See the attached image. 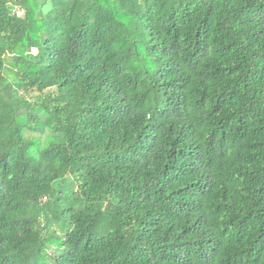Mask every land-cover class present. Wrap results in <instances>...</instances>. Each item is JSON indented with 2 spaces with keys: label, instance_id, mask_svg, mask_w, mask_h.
I'll use <instances>...</instances> for the list:
<instances>
[{
  "label": "trees",
  "instance_id": "16d2710c",
  "mask_svg": "<svg viewBox=\"0 0 264 264\" xmlns=\"http://www.w3.org/2000/svg\"><path fill=\"white\" fill-rule=\"evenodd\" d=\"M0 264H264V0H0Z\"/></svg>",
  "mask_w": 264,
  "mask_h": 264
},
{
  "label": "rangeland",
  "instance_id": "374dc122",
  "mask_svg": "<svg viewBox=\"0 0 264 264\" xmlns=\"http://www.w3.org/2000/svg\"><path fill=\"white\" fill-rule=\"evenodd\" d=\"M41 50H40V48H39V46L38 45H36L35 43H34V45H33V52L34 53H38V52H40ZM158 207V206H157ZM158 209H160L159 207H158Z\"/></svg>",
  "mask_w": 264,
  "mask_h": 264
}]
</instances>
